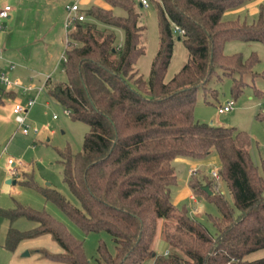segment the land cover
I'll return each instance as SVG.
<instances>
[{
  "label": "trees",
  "instance_id": "1",
  "mask_svg": "<svg viewBox=\"0 0 264 264\" xmlns=\"http://www.w3.org/2000/svg\"><path fill=\"white\" fill-rule=\"evenodd\" d=\"M104 1L109 8L89 6L83 11L87 19L68 32L64 80L45 82L48 96L88 126L79 151L59 150L63 180L80 205L52 186L22 182L55 202L85 232L109 233L113 252L100 242L98 256L90 262L81 241L60 222L18 202L0 207V215L10 221L24 216L36 225L24 231L10 225L4 247L12 251L25 237L49 233L62 251L40 253L66 264H142L148 258L152 264H264V256L247 258L264 248V159L260 173L244 130L193 117L195 93L207 86L217 68L233 78V95L248 84L247 77L255 76L254 53L225 54L223 46L232 39L264 43L261 11L247 22L222 18L227 8L247 0H152L158 47L144 78L135 67L144 53V27L134 0ZM114 7L125 14H115ZM174 24L184 30L176 37ZM117 27L123 30L120 44L115 43ZM175 39L185 46L187 58L165 80ZM212 150L218 154L217 171L231 203L209 183L210 193L194 178L190 185L218 208L219 215L208 216L213 231L170 199V186L176 181L174 157L201 158ZM212 181L216 182L213 177ZM160 221L165 222L159 228ZM159 235L169 246L167 254L154 250Z\"/></svg>",
  "mask_w": 264,
  "mask_h": 264
},
{
  "label": "rangeland",
  "instance_id": "2",
  "mask_svg": "<svg viewBox=\"0 0 264 264\" xmlns=\"http://www.w3.org/2000/svg\"><path fill=\"white\" fill-rule=\"evenodd\" d=\"M65 1L70 4L73 0ZM93 2L94 0H91L87 4H81V12ZM134 6L139 13L138 21L144 27L141 35L144 53L137 58L135 67L144 78H147L151 61L158 47L157 8L152 0H149L147 7L141 6L139 0H134ZM113 11L118 15L125 14L121 7H114ZM260 11L264 19V0H247L240 5L227 8L222 18H239L251 22L258 17ZM85 19L87 17H84L83 20ZM114 35L115 43L120 44L123 30L119 27L114 28ZM223 52L225 54L241 52L244 57L254 53L256 60L252 65V71L255 76L247 77L248 84L243 85L237 95H233L231 90L233 78L217 68L208 80L207 86L199 88L195 93L193 117L200 122L232 126L244 130L249 136L250 157L258 171L262 173V159H264V43L257 40L232 39L224 43ZM186 58L185 46L180 40L175 39L164 79H169L178 71ZM29 95L32 96L33 93H24L20 96L25 100ZM227 100L234 101L233 108L219 113L217 107ZM5 104L8 102L6 101ZM64 108L63 105L41 92L27 114V122L38 129L36 134L21 132L13 114L10 113V108H0V207L9 208L18 202L38 210H44L60 222L74 238L81 241L85 256L90 262H93L98 256L97 246L100 242L108 251L113 252L114 243L111 235L105 231L85 232L55 202L46 199L33 185L22 182L28 179L35 184L52 186L70 203L75 206L80 205L63 180L59 150L67 147L71 152L79 151L88 126L82 121L72 119L69 114H65ZM53 114H56V117H53ZM9 157L18 162V171H10L11 166L7 162ZM172 165L176 173V181L170 186L171 201L177 209L185 207L189 215L200 220L209 230L213 231L208 216L209 214L210 216L219 215V210L215 204L191 187L190 180L194 178L205 186L209 183L215 191L223 193L231 203L232 197L223 182L220 180L219 184L214 183L209 174L210 168L219 169L220 167L217 152L212 150L201 158L177 155L172 160ZM192 167L197 168L194 173L189 172ZM7 179L15 180V182L8 183ZM190 193L196 195L192 197L196 198V203H192L188 197ZM199 203H201L200 206ZM167 221L171 220L167 219ZM164 222L160 221L159 228L164 225ZM153 247L156 253L169 250L168 244L161 235L157 236ZM262 256H264V248L249 253L247 258L254 259ZM142 264H152V258L146 259Z\"/></svg>",
  "mask_w": 264,
  "mask_h": 264
},
{
  "label": "crops",
  "instance_id": "3",
  "mask_svg": "<svg viewBox=\"0 0 264 264\" xmlns=\"http://www.w3.org/2000/svg\"><path fill=\"white\" fill-rule=\"evenodd\" d=\"M90 1L73 0L71 3L77 2L82 9L81 4ZM3 4H9L11 10L0 28V70L23 83L34 85L43 84L48 78L64 80V50L69 32L65 26L66 5L69 3L65 0H0V7ZM91 5L109 8L106 1L94 0L85 9ZM43 92L48 96L46 90ZM14 97L15 91L4 93L0 99V108L9 107L12 113ZM6 101L8 104H5ZM7 182L14 183L15 180L7 179ZM193 196L196 195H188L192 203H196ZM10 225L24 231L34 227L36 222L24 216L10 221L0 215V264H66L40 253V249L51 253L62 251L49 233L25 237L12 251L5 248L4 241Z\"/></svg>",
  "mask_w": 264,
  "mask_h": 264
},
{
  "label": "built area",
  "instance_id": "4",
  "mask_svg": "<svg viewBox=\"0 0 264 264\" xmlns=\"http://www.w3.org/2000/svg\"><path fill=\"white\" fill-rule=\"evenodd\" d=\"M139 4L141 6L147 7L149 6V0H139ZM11 10V6L9 4H3L0 7V28L2 26V21L6 17L9 16V12ZM67 17L65 21L66 28L70 31L75 27L77 21H81L84 19V13L81 12L79 4L77 2H73L66 5ZM172 30L175 34H182L184 30L179 27L178 25L174 24L172 26ZM67 45V41H66ZM65 60V55H64ZM13 67V65H11ZM46 90V84L34 85L31 83H23L20 79L12 77L8 74V72L4 70H0V99L2 98L3 94L9 91H15V97L13 98V105H12V113L14 116V120L17 122L18 127L21 129V132L24 134H28L29 132L36 134L38 129L35 126H31L27 122V113L29 109L33 106V104L37 100V96ZM34 92L32 96H27L25 100L21 98V94L24 93H31ZM234 101L227 100L224 104L219 105L217 107V111L219 113L229 111L233 108ZM64 113L69 114L70 110L68 108H64ZM56 117V114L52 115ZM8 164H10L11 172H15L18 167L16 162L13 158L7 159ZM197 168L192 167L189 169L190 173H194ZM18 171V170H17ZM209 174L216 180V184L220 183V176L218 174L217 169L210 168ZM164 254L168 253V250H164Z\"/></svg>",
  "mask_w": 264,
  "mask_h": 264
},
{
  "label": "water",
  "instance_id": "5",
  "mask_svg": "<svg viewBox=\"0 0 264 264\" xmlns=\"http://www.w3.org/2000/svg\"><path fill=\"white\" fill-rule=\"evenodd\" d=\"M206 190H209L207 186L204 187ZM209 193H210V190H209Z\"/></svg>",
  "mask_w": 264,
  "mask_h": 264
}]
</instances>
